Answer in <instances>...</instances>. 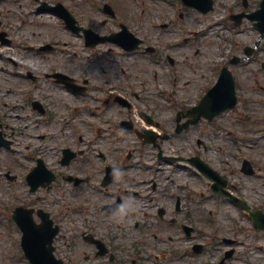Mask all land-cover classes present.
<instances>
[{"label":"rangeland","instance_id":"rangeland-1","mask_svg":"<svg viewBox=\"0 0 264 264\" xmlns=\"http://www.w3.org/2000/svg\"><path fill=\"white\" fill-rule=\"evenodd\" d=\"M44 1L62 2L69 7L84 27L101 34L117 31L118 24L122 22L136 35L144 38L147 45L156 47L158 55L121 57L117 50L112 55L108 49L113 47L105 44L95 52L102 54L100 51H103V56L94 57V52L85 47L81 36L71 35L53 15L37 14L33 0H0L1 30L8 32L15 39L14 43H17V46H37L41 43L58 42L63 52L60 50L50 57L53 64L64 63L69 67L75 64L82 71V77L88 73L92 87H98L102 91L109 90L112 85L122 87L139 112L145 111L158 123L159 127L156 129L160 133L172 135L168 140L161 142V147H164L165 151L170 149L175 150L171 151L174 155L190 156L201 153L200 147H204L200 145L201 142L207 144V147H214L215 149L211 148L207 153L211 162L229 175L241 196L254 205L264 208V69L262 67L264 38H260L251 22L244 21L237 27L229 19L232 14L255 11L262 0H246L247 7L244 5V0H214L215 8L208 14L185 8L176 0ZM106 2L116 10V19L112 20L103 12L102 8ZM180 10L184 15L182 19L179 18ZM14 43L0 45L1 103L5 102V88L21 86L13 77L17 69L10 63L9 58L14 57L19 63L17 68L21 70L32 67L45 70L48 66L43 57L17 53L18 47L14 46ZM246 48H254L253 54L239 65L231 67L237 83L239 99L233 111L226 112L213 124L208 125L203 121L186 132L174 134L177 112L184 107L190 108L201 99L214 85L220 70L233 57L243 58ZM169 58L174 59V65L169 62ZM121 69L124 70L123 73ZM99 95L104 94L99 93ZM62 96L68 104L75 100L66 90L63 91ZM19 103L22 105V102ZM11 104L18 105L16 102ZM5 109L7 110V107ZM19 113L21 112L15 109L11 113L10 120L13 125L18 126L17 140L19 143L21 140L24 143L26 141L35 143L37 141L34 140L35 136L26 133L32 129L31 134H42L43 127H36L37 123L33 120L25 119L22 122L16 116ZM25 125H28L27 129H24ZM53 129L50 126L49 130ZM68 138L73 140L72 135H68ZM48 142L53 143L55 140L48 138L45 144L48 145ZM113 142L112 139L111 144L98 146L94 143V147H115ZM80 146L87 147L83 143ZM18 147L16 149H21L22 152L11 154L0 150L1 172L4 173L7 167L13 166V170L22 174L30 165L25 147L21 145ZM46 158L52 163V158L47 156ZM242 159L252 160L253 163L255 161L254 164L259 170L256 169L254 176L249 177L241 173L239 165L242 164ZM163 172L161 176L168 174L175 179L170 189L178 195H188L187 202L194 220L192 223L200 226L203 223L207 228L214 227L210 224L212 221L217 226V234L221 236L215 235L218 236L216 238L210 236L206 243L210 245L218 238L229 236L239 238L245 243L237 247L240 250L237 258L227 264H249L245 260L249 246L252 250L255 247L262 248L263 258L260 264H264L263 233L252 230L247 219L241 217L236 209L226 203L218 210L221 212L220 215L213 217V220L210 216L216 211L214 206L208 208L203 206V212L199 214L196 209L199 193L202 192L209 198L211 194H207L206 188H202L201 184L205 181L190 168L172 167L171 171ZM195 174L200 179L192 178ZM15 183L12 184L4 177H0V264H26L19 246L20 235L15 234L14 230L5 224V220L11 217L14 206L26 202L49 209L55 213L58 221L65 223L63 235L66 238L60 239L57 243L58 257L69 264H96L94 258H88V252L91 251L85 247V243L75 244L71 228L80 215L72 213L75 207L72 193L70 195L64 193L59 197L58 194L62 190L56 188V194L30 195L23 181L18 180ZM163 185V182L160 183L161 189ZM184 187L187 188L185 192ZM190 191L192 194H189ZM37 196L42 198L38 199ZM160 222L162 224L159 219L151 220L153 224ZM240 225L242 228H238ZM161 230L165 231L166 228L163 227ZM149 231L158 233L157 227L155 229L150 227ZM212 231L214 230H209L208 236L213 235ZM166 232L169 235L172 230L167 229Z\"/></svg>","mask_w":264,"mask_h":264},{"label":"flooded vegetation","instance_id":"flooded-vegetation-1","mask_svg":"<svg viewBox=\"0 0 264 264\" xmlns=\"http://www.w3.org/2000/svg\"><path fill=\"white\" fill-rule=\"evenodd\" d=\"M24 51L26 53L36 52L37 56L44 58L48 66L45 70L32 67L24 74H13L14 79L21 86H12L4 90L5 102H0V130L4 135L9 136V131L13 130L10 128L12 125L10 118L12 117L11 113L16 109V105L11 103L16 102L18 104L27 101L33 113L34 102H38L42 106L44 117L41 123L43 126L48 124V126H59L58 128H61V125L65 124L63 126L64 131H69L72 134L82 130L87 134L86 136L95 137L90 140V144L93 142L97 146L111 144L112 139L109 136L115 133L124 134L121 131L120 124L123 120H131L129 113L132 114L135 107L132 104V108L130 107L131 109L127 110L122 106L125 105L122 101L118 100L119 102H116V96L124 97L130 101L128 94L122 87L112 85L109 90L102 91L98 87H92L89 74L82 79L80 77L81 70L75 64L72 67L64 63L53 64L50 57L60 51L57 43L47 50H42L40 47H29ZM120 51L124 55L135 54ZM138 52L146 55L145 46L143 45V48ZM57 73L74 79L71 81V85L75 91L68 90L75 97L73 108L62 100V92L67 87L64 83L58 81V77H55ZM99 93L104 95L101 96ZM5 107H7V110ZM63 119H65V123L60 122ZM132 122L136 127L135 129L138 130L135 122ZM11 134L13 135L14 131ZM123 142L126 145L127 141L124 140ZM94 143L93 146H95ZM142 144L144 145V143ZM125 145L122 147H125ZM125 148L130 149L126 155V165L136 155L138 157L150 155L148 152L144 154L142 151H137V148L142 150L149 148V150L155 151L154 147ZM208 150L209 147L204 148L205 152ZM112 151L113 147H92V145L86 147V154L89 159L84 162V165L76 166L73 170V175L80 181L77 184H70L75 200L74 212L80 215L76 225L87 226L84 230L78 228L76 231L84 242L85 236L83 237V234H91L106 243L111 256L105 264H208L207 256L210 246L213 250L211 259L218 261L224 256L226 251L219 244L209 245L206 243L205 237L207 235L204 231L200 233L197 226L192 223H189V225L193 226L194 229L189 235L184 232V224L172 221H170L173 224L171 227L168 225H163L161 228L157 227L158 233L149 231V224L142 223L138 217L137 201L149 199L150 192L155 195L157 183L148 178L143 181L138 178L119 176L118 166L111 158ZM95 153L99 154V163L95 159ZM83 161L81 160V162ZM109 165L114 166L115 170L111 183L106 184L105 174ZM148 180H150V184H146ZM228 189L233 190L232 193L238 196V192L230 183ZM158 197L160 198V195ZM154 200L155 197L152 198V201ZM165 203L171 204V199L169 198ZM179 204V209H177L176 204L174 205V211L188 215L190 210L186 213V202L179 199ZM251 206L253 210L259 209L254 205ZM161 208L164 210L162 218L164 221L170 213V208L169 205L167 207L159 206L158 212ZM116 217H120L121 223L116 222ZM163 227L166 230L175 228L181 233L174 232L173 235H167L166 230H161ZM202 227L208 229L203 224ZM176 235L181 237L178 244L170 246L166 243L167 246H163L165 245V237L168 241L173 242ZM165 248L167 249L165 250ZM232 251V257H234L237 249L233 247ZM163 253H166L167 257L161 260L160 255Z\"/></svg>","mask_w":264,"mask_h":264},{"label":"water","instance_id":"water-1","mask_svg":"<svg viewBox=\"0 0 264 264\" xmlns=\"http://www.w3.org/2000/svg\"><path fill=\"white\" fill-rule=\"evenodd\" d=\"M184 2L192 7H196L203 12H208L213 8L212 0H184ZM262 9L258 11L251 19L260 21L256 26L264 33V1L261 4ZM241 20L242 15L237 17ZM226 86H230L228 94L226 93ZM225 95L224 98L222 96ZM220 97V98H219ZM236 102L234 96V82L230 72L226 69L221 77L219 84L208 94L201 105L196 109L197 113L205 116H214L232 107ZM213 106V108H212ZM208 107V114L205 109ZM216 110V111H214ZM25 229V227H24ZM47 238L38 236L33 230H28L24 239V247L27 255L31 258L33 264H61L55 260L53 250L46 248Z\"/></svg>","mask_w":264,"mask_h":264}]
</instances>
